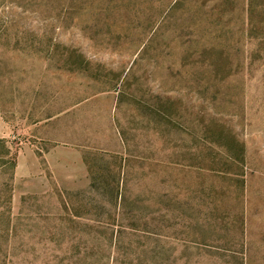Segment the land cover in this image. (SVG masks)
<instances>
[{
	"label": "rangeland",
	"instance_id": "rangeland-1",
	"mask_svg": "<svg viewBox=\"0 0 264 264\" xmlns=\"http://www.w3.org/2000/svg\"><path fill=\"white\" fill-rule=\"evenodd\" d=\"M0 264H264V0H0Z\"/></svg>",
	"mask_w": 264,
	"mask_h": 264
}]
</instances>
